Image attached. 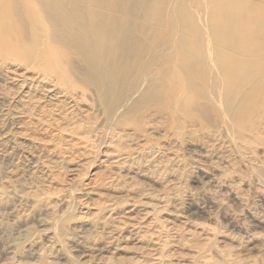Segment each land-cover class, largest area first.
<instances>
[{
    "label": "bare ground",
    "instance_id": "bare-ground-1",
    "mask_svg": "<svg viewBox=\"0 0 264 264\" xmlns=\"http://www.w3.org/2000/svg\"><path fill=\"white\" fill-rule=\"evenodd\" d=\"M0 100H10L0 128L13 125L0 153L29 158V174H46L45 157L93 161L98 134L111 149L101 163L116 171L148 153L151 164L166 158L178 169L177 152L188 146L224 184L235 158L264 172V0H0ZM153 135L167 146L150 147ZM7 199L0 190V206ZM104 204L108 218L116 208ZM120 212L140 216L125 231L145 242L152 224L156 234L166 226L153 210ZM192 228L207 241L217 235ZM249 239L264 244V236Z\"/></svg>",
    "mask_w": 264,
    "mask_h": 264
},
{
    "label": "rangeland",
    "instance_id": "rangeland-1",
    "mask_svg": "<svg viewBox=\"0 0 264 264\" xmlns=\"http://www.w3.org/2000/svg\"><path fill=\"white\" fill-rule=\"evenodd\" d=\"M3 102L0 100L1 110L10 105V100ZM14 113L15 110L11 112ZM11 122L12 119L3 122L0 136H13ZM98 135L94 151L97 156L90 158L95 163L83 162L84 157L81 161L45 157L47 175L40 171L29 174L30 167L23 164L29 158L20 163L0 153V190L8 196L0 206V264H264V244L249 239L264 236V172L235 158L225 168L228 172L224 184L223 179L209 173L214 164L202 161L199 153L188 146L177 152L183 163L178 169L166 158L156 157L160 164L155 160L151 164L148 153L136 159L131 170L116 171L101 163L104 153L111 149L104 148L102 134ZM167 144L162 137L153 135L149 146ZM95 190L97 197H89ZM89 191V196H83ZM28 195H34L37 203L26 204ZM158 200L164 203L160 205ZM104 202L116 208L108 218L99 211ZM130 205H136L138 210H153L152 216L166 225L161 233L157 228L163 236L154 230L156 220L151 230L156 236H151V242L131 235L129 231L140 216L120 212ZM23 209L27 217L20 216ZM102 218L108 223L103 229L99 225L103 224ZM194 224L211 227L216 237L207 241L194 231ZM114 233L119 236L111 238ZM165 235H171L170 239L166 240ZM100 238L103 239L99 241ZM156 238L166 241L159 243ZM104 239L108 243L110 240L107 246Z\"/></svg>",
    "mask_w": 264,
    "mask_h": 264
}]
</instances>
